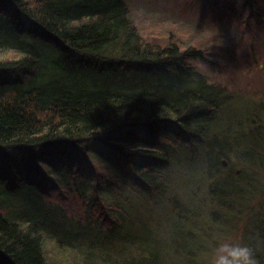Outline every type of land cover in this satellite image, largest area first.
Here are the masks:
<instances>
[{"label":"trees","instance_id":"trees-1","mask_svg":"<svg viewBox=\"0 0 264 264\" xmlns=\"http://www.w3.org/2000/svg\"><path fill=\"white\" fill-rule=\"evenodd\" d=\"M238 2L264 36V0ZM126 4L0 0V264H195L215 235L264 264L257 109Z\"/></svg>","mask_w":264,"mask_h":264},{"label":"rangeland","instance_id":"rangeland-1","mask_svg":"<svg viewBox=\"0 0 264 264\" xmlns=\"http://www.w3.org/2000/svg\"><path fill=\"white\" fill-rule=\"evenodd\" d=\"M125 1L140 41L160 49L174 46L181 51H199L201 60H191V65L206 75L212 85L231 94L234 100L255 107L254 117L259 122V132L264 135V36L257 24L245 21L246 16L238 20L241 10L238 0H206L198 5L193 0ZM263 178L261 175L260 184ZM257 215L259 217H252L251 224L259 223L260 212ZM212 227L206 230L213 232ZM216 236L213 239L219 243L232 242L231 238L221 241ZM255 238L256 234L249 236L252 243ZM236 243L249 244V241L239 238ZM205 244L210 256L205 260L200 253L195 264L202 261V264H211L215 245L210 239ZM180 257L183 258L172 257L168 262L190 264L186 257Z\"/></svg>","mask_w":264,"mask_h":264},{"label":"clouds","instance_id":"clouds-1","mask_svg":"<svg viewBox=\"0 0 264 264\" xmlns=\"http://www.w3.org/2000/svg\"><path fill=\"white\" fill-rule=\"evenodd\" d=\"M211 264H259L256 251L247 243H218Z\"/></svg>","mask_w":264,"mask_h":264}]
</instances>
